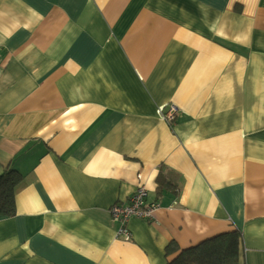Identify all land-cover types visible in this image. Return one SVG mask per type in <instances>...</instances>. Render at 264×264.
<instances>
[{
  "label": "crops",
  "instance_id": "obj_1",
  "mask_svg": "<svg viewBox=\"0 0 264 264\" xmlns=\"http://www.w3.org/2000/svg\"><path fill=\"white\" fill-rule=\"evenodd\" d=\"M13 166L0 264H166L170 243L233 229L264 264V0H0ZM138 176L159 208L127 240L110 208Z\"/></svg>",
  "mask_w": 264,
  "mask_h": 264
},
{
  "label": "trees",
  "instance_id": "obj_2",
  "mask_svg": "<svg viewBox=\"0 0 264 264\" xmlns=\"http://www.w3.org/2000/svg\"><path fill=\"white\" fill-rule=\"evenodd\" d=\"M172 177L169 173L162 180L175 188L177 183ZM23 179L24 176L14 166L0 174V217L16 214V195ZM166 257V264H243L242 234L233 229L185 249L170 243L166 247Z\"/></svg>",
  "mask_w": 264,
  "mask_h": 264
},
{
  "label": "built area",
  "instance_id": "obj_3",
  "mask_svg": "<svg viewBox=\"0 0 264 264\" xmlns=\"http://www.w3.org/2000/svg\"><path fill=\"white\" fill-rule=\"evenodd\" d=\"M180 109L173 105L162 106L158 112L160 118L172 125ZM139 183L135 192L123 204H115L110 208L112 220L120 224L118 236L131 239V232L127 224L131 219L137 218L150 221L154 212L159 208V204L152 203L149 200V194L146 186L141 182L142 177L138 176Z\"/></svg>",
  "mask_w": 264,
  "mask_h": 264
}]
</instances>
